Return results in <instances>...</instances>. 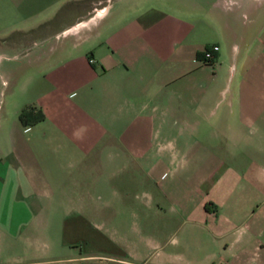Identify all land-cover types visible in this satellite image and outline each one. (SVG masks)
I'll use <instances>...</instances> for the list:
<instances>
[{"label": "crops", "instance_id": "1", "mask_svg": "<svg viewBox=\"0 0 264 264\" xmlns=\"http://www.w3.org/2000/svg\"><path fill=\"white\" fill-rule=\"evenodd\" d=\"M12 1L30 21L9 44L32 66L14 68L10 78L14 88L26 78L43 117L1 118L0 223L20 226L25 215L36 235L49 206L111 204L124 190L143 208L166 211L161 228L179 218L188 233L200 228L222 240L232 257L264 245V71L246 72L243 59L224 55L208 22L198 28L194 0ZM208 2L222 12L231 5L255 12L261 0ZM86 176L94 177V198L84 194ZM90 223L80 213L62 216V243L91 244L64 264L112 246ZM201 251L167 252L159 262L207 264L210 251Z\"/></svg>", "mask_w": 264, "mask_h": 264}, {"label": "rangeland", "instance_id": "2", "mask_svg": "<svg viewBox=\"0 0 264 264\" xmlns=\"http://www.w3.org/2000/svg\"><path fill=\"white\" fill-rule=\"evenodd\" d=\"M0 1L3 12L0 14L1 121V118H5L14 111L18 118L20 110L29 109L34 104L29 101L32 87L26 78L23 76L14 88L15 84L9 74L17 67H21L23 71L31 70L32 64H28L24 58L19 57L18 45L9 44L19 36L17 27L30 20L29 18L20 20L12 0ZM44 1L46 0H38L39 5ZM194 1L192 11L196 16L192 17L197 20L198 28L203 31L204 22H208L215 30L211 37L219 42L224 55L228 57L234 54L243 59L242 69L246 72L264 71V0H261L255 12L241 11L234 5H231L227 12H222L218 8L209 9L208 1L210 0ZM182 15L188 17L189 13L186 14L183 11ZM233 43L236 44L237 50L232 53ZM33 77L34 82L40 81L39 73ZM132 177L138 179L140 175L135 172ZM4 181L8 184V180ZM85 183L84 194L87 198L89 196L94 198L97 193L94 177L86 176ZM8 193L10 191L7 190L4 193L7 198ZM73 193L75 192L70 191L71 195H74ZM117 198L111 204L101 198L86 200L84 206L79 205L77 201L49 206L48 217L39 228L40 231L37 230L36 235L34 234L35 236L30 235L32 224L28 222V217L25 215H23L24 222L22 221L21 227L15 223H0V227L6 230V234L0 236V264H64L62 257L78 253L80 248L83 251L90 249L91 244L85 238L78 237L67 243H62L63 240L60 238L62 216L68 214L73 217L78 213L89 219L90 224H94L112 241V246L108 243L106 246H101V249L92 250L96 254L95 259L83 261L82 264H162L159 260L163 259L167 252L179 251L184 254L188 248H197L198 257L201 256V249H209L211 261L209 260L207 264H221L223 261L228 264H264V245L254 249L252 254H240L236 259L227 249H223L222 240H211L200 228L188 233L186 223L181 222L179 218L175 219L170 226L161 228L160 217L166 211L163 209L155 211L153 203L150 207L143 208L133 201L132 194L124 190H118ZM19 228L28 236H18ZM262 242L264 244V241ZM196 255L193 254V256Z\"/></svg>", "mask_w": 264, "mask_h": 264}, {"label": "trees", "instance_id": "3", "mask_svg": "<svg viewBox=\"0 0 264 264\" xmlns=\"http://www.w3.org/2000/svg\"><path fill=\"white\" fill-rule=\"evenodd\" d=\"M42 117V112L38 109H34L33 107H30L29 109H22L18 113V118L23 123L34 122L41 119ZM203 205L206 208V203H204Z\"/></svg>", "mask_w": 264, "mask_h": 264}, {"label": "built area", "instance_id": "4", "mask_svg": "<svg viewBox=\"0 0 264 264\" xmlns=\"http://www.w3.org/2000/svg\"><path fill=\"white\" fill-rule=\"evenodd\" d=\"M216 48H217V45L212 44L210 49L203 50V52H202L203 59L204 60H209L210 57H211V50H215ZM87 60L89 62H91L92 61V58L91 57H88ZM221 264H228V263L226 261H223V262H221Z\"/></svg>", "mask_w": 264, "mask_h": 264}]
</instances>
